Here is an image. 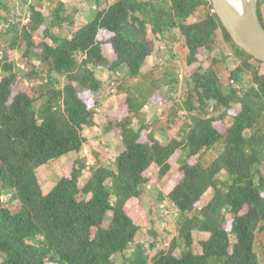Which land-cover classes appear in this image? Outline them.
<instances>
[{
  "label": "trees",
  "instance_id": "obj_1",
  "mask_svg": "<svg viewBox=\"0 0 264 264\" xmlns=\"http://www.w3.org/2000/svg\"><path fill=\"white\" fill-rule=\"evenodd\" d=\"M49 1L56 5L55 14L63 11L60 0ZM2 2L0 10L6 14ZM263 4L257 0L264 27ZM95 5L92 18L65 37L50 33L40 1L30 6L20 29L0 12L11 34L0 51V69L6 73L0 78V195H8L0 200V264H117L119 255L120 264H264V72L258 67L263 63L232 41L211 0H95ZM202 7L207 13L194 19ZM75 12L62 19L56 15L55 23L74 26ZM176 32L187 50L183 59L190 71L185 80L189 89L185 110L174 102L172 120L158 118L153 124L168 142L159 152L154 149L152 128L142 113L146 104L162 102V81L133 87L119 79L115 89L124 96L125 115L107 123L123 146L113 160L115 168L94 152L83 187L79 180L87 164L75 159L44 193L37 169L90 143L85 132L96 124L95 95L102 85L93 69L125 70L128 81L144 77L146 60L158 53L149 33L163 39ZM219 39L230 43L232 52L211 55ZM14 50L47 68L31 64L34 69L26 74H46L44 93L39 94L44 102L37 110V97L29 88L15 87L7 54ZM173 58L159 66H169L164 75L169 91L178 80L174 68L180 69ZM54 75L65 83L60 85ZM226 118H231L228 125ZM182 153L172 187L159 196L178 213L177 240L159 249L152 245L149 251L136 242L145 214L134 199L152 173L163 179ZM208 190L213 195L200 206ZM194 231L203 235L197 246Z\"/></svg>",
  "mask_w": 264,
  "mask_h": 264
},
{
  "label": "rangeland",
  "instance_id": "obj_2",
  "mask_svg": "<svg viewBox=\"0 0 264 264\" xmlns=\"http://www.w3.org/2000/svg\"><path fill=\"white\" fill-rule=\"evenodd\" d=\"M2 4L7 8L8 12L5 14L3 10H0L1 15H5L8 19V23H13L15 28L20 29L21 24L25 23L27 20V15L30 12V6L36 5L35 0H2ZM28 1L27 5L25 2ZM34 2V4H33ZM64 8L62 12L55 14V3L47 4L45 1H42V7L44 13L47 15L45 20V25L50 28V33L59 37L69 36L71 31L78 28L81 23H85L92 18V9L95 10V0H64ZM25 4V5H24ZM75 9L76 14L74 15V26H69V24L61 20V26H58L56 22V15L58 18L62 19L67 17L71 11ZM194 18L197 20L202 19L206 12L202 8L195 10ZM262 17L264 21V4L261 7ZM5 24L0 21V51H4L10 41L11 34H8L5 30ZM150 38L154 41L156 45V50L158 53L153 56L148 57L143 67L144 77H140L137 80L128 81L125 78V70H117L112 72L108 67H98L94 68L95 75L98 80L101 81L102 85L100 90L96 93V115L95 121L96 124L94 127L87 129L85 132L86 137L89 139L90 143L84 145L81 151L69 153L66 156L61 157L60 159L54 160L47 165L41 166L37 169V177L44 193H47L55 185L57 180L62 176V174L69 168V165L75 159L82 160L87 164L82 172V176L79 180L80 187H83L90 177L89 167L95 162L94 152L100 153L104 165L115 168L113 165V160L116 156L122 151L123 146L121 144V139L117 134H114L111 131L107 123L109 121L119 119L125 115V107L122 105L123 94L120 91L115 89V83L119 79L124 78L126 84H130L133 87L135 85H140L146 87L153 79H159L162 81V85L158 88L160 92V97L162 102L157 104H146L142 113L145 114L146 120L151 125V141L154 145V149L159 152L161 146L168 142V137L161 132L153 128L155 121L160 118L163 123L166 122L167 118L171 119V107L174 102L179 103V106L185 110V96L186 90L189 89L188 82L185 80L188 79L190 71L188 66L184 61V56L187 53L186 48L183 46V39L178 32L175 33V37H170L166 35L163 39L154 38L151 33H149ZM46 42L51 45V38H46ZM105 55L108 58L112 59V54L104 48ZM232 52L231 45L226 44L219 39L217 47L211 53V55L216 57H221ZM22 50H14L12 53L7 54L10 56L9 59L13 63L14 72L16 74L15 87L16 89L29 88L30 95L32 97H37L35 103V109L37 110L40 105L44 102V99L39 97L40 93H44L45 82L47 80L46 74L35 76L33 78H26V74L29 73L32 69L40 68L47 69L44 65H40L39 62L32 60V63H29L21 57ZM172 54L174 62L178 65L174 68V75L176 76L178 72V80L176 85H171L172 90L169 91L168 87L164 84L166 71L168 67L161 69L159 66L164 65L167 61L170 60ZM204 54L207 53L204 51ZM78 60L81 59V56H76ZM232 61H234L232 59ZM33 64L34 67L31 65ZM231 66L236 65L235 62L230 64ZM157 67L151 69L153 67ZM260 73L264 72V64L258 66ZM179 70V71H178ZM153 71V75H150ZM177 71V72H176ZM170 72V71H169ZM150 73V74H149ZM6 73L0 69V78L3 77ZM59 80V84L63 85L65 79L54 75ZM222 87L227 90L228 82L227 79L222 75L221 77ZM165 79V80H164ZM164 80V81H163ZM185 91V92H184ZM238 108L237 105H233L234 111ZM181 112H184L180 110ZM179 116V115H178ZM231 118H226L224 124H230ZM172 120V119H171ZM219 126L223 127V125ZM139 123L134 120L132 128L137 130ZM184 153L181 154L180 158L173 159V164L170 171L167 175L161 179L156 180L155 174L152 173L147 185L142 189V193L134 199V202L138 204V208L143 212L144 219L142 220L141 230L139 231L136 242L143 243L144 247L151 251V246H157L155 248H161L166 246L173 238L177 240V230L179 228L178 213L175 207L168 200L163 201L159 196L164 194L167 189L172 187L173 180L177 176L178 166L180 161L184 158ZM179 159V160H178ZM188 162L193 163L192 158L188 159ZM211 190H208L204 198L201 201L200 206L205 204L212 197ZM82 194L79 198H82ZM8 199V195L2 193L0 195V200ZM191 215V214H189ZM194 244L197 246L198 241L203 238V235L198 231L193 233ZM179 241V240H178ZM182 241H179V246L177 251L179 252L182 247ZM133 247V246H131ZM132 249V248H131ZM123 257L120 255L116 257V263L120 264Z\"/></svg>",
  "mask_w": 264,
  "mask_h": 264
},
{
  "label": "water",
  "instance_id": "obj_3",
  "mask_svg": "<svg viewBox=\"0 0 264 264\" xmlns=\"http://www.w3.org/2000/svg\"><path fill=\"white\" fill-rule=\"evenodd\" d=\"M211 0L213 9L232 41L264 64V27L257 15V0Z\"/></svg>",
  "mask_w": 264,
  "mask_h": 264
},
{
  "label": "crops",
  "instance_id": "obj_4",
  "mask_svg": "<svg viewBox=\"0 0 264 264\" xmlns=\"http://www.w3.org/2000/svg\"><path fill=\"white\" fill-rule=\"evenodd\" d=\"M38 1H40L41 4H42V1H45L47 4H50V1H49V0H35L34 2H38ZM60 1H61L63 4H65V3H64V0H60ZM34 2H33V4H34ZM27 3H28V1L25 2L26 5H27ZM29 3H30V2H29ZM29 3H28V5H29ZM25 4H24V5H25ZM5 8H6V7H5ZM6 9H7V8H6ZM64 9H65V8H64ZM73 10H75V9H73ZM73 10H72V11H73ZM93 10H94V9H92V11H90V12H94ZM72 11H71V12H72ZM7 12H8V10H7ZM76 12H77V11H76ZM76 12H75V14H76ZM27 16H28V15H27ZM89 20H90V19H89ZM89 20H88V21H89ZM86 22H87V21H85V23H86ZM74 23H75V21H74ZM82 24H84V23H81L80 26H81ZM76 29H77V28H75V30H76ZM73 31H74V30H73Z\"/></svg>",
  "mask_w": 264,
  "mask_h": 264
},
{
  "label": "bare ground",
  "instance_id": "obj_5",
  "mask_svg": "<svg viewBox=\"0 0 264 264\" xmlns=\"http://www.w3.org/2000/svg\"><path fill=\"white\" fill-rule=\"evenodd\" d=\"M235 5H239L238 0H231Z\"/></svg>",
  "mask_w": 264,
  "mask_h": 264
},
{
  "label": "built area",
  "instance_id": "obj_6",
  "mask_svg": "<svg viewBox=\"0 0 264 264\" xmlns=\"http://www.w3.org/2000/svg\"><path fill=\"white\" fill-rule=\"evenodd\" d=\"M203 10L207 13V9H206V7H203ZM195 19V18H194Z\"/></svg>",
  "mask_w": 264,
  "mask_h": 264
}]
</instances>
